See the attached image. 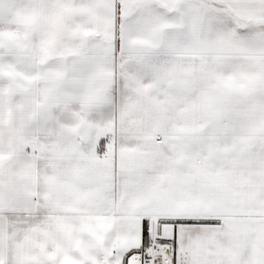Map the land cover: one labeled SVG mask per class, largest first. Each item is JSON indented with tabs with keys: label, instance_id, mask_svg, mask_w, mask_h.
<instances>
[{
	"label": "snow or ice",
	"instance_id": "6c2138e0",
	"mask_svg": "<svg viewBox=\"0 0 264 264\" xmlns=\"http://www.w3.org/2000/svg\"><path fill=\"white\" fill-rule=\"evenodd\" d=\"M0 264H264V0H0Z\"/></svg>",
	"mask_w": 264,
	"mask_h": 264
}]
</instances>
